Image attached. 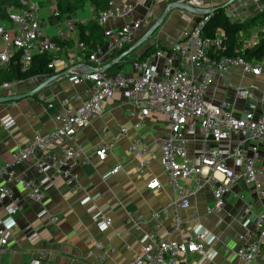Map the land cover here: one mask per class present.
I'll return each instance as SVG.
<instances>
[{
  "label": "built area",
  "instance_id": "1",
  "mask_svg": "<svg viewBox=\"0 0 264 264\" xmlns=\"http://www.w3.org/2000/svg\"><path fill=\"white\" fill-rule=\"evenodd\" d=\"M148 1L111 0L108 8L99 12L97 20L104 27V42L95 43L91 48L88 60L94 63L91 66L94 70H85L79 63L64 71L74 85H83L77 96L79 105L67 107L63 114L56 115L57 126L53 132L36 133L13 152L11 161L0 164V206L5 208L10 219L17 216L22 209V198L13 186L22 185L26 195L38 203L37 214L41 221L57 222L59 217L46 207V192L59 176L72 179L75 161L83 156L81 149L63 147V144L74 140L79 130L101 117L105 101L123 91L133 107L130 115L136 118L133 123L136 130L143 127L150 115H164L168 123L160 150L166 182L175 191L169 206L176 212L175 233L144 237L140 252L130 264H187L192 252L201 254L203 259L215 257L216 251L209 244L214 234L205 226L185 233L183 219L178 213L180 208H189L191 199L206 185L211 186L214 195L209 213L220 214L230 196L243 202L244 214L238 216V222L245 230L238 233L236 255L242 264H264V115H257L256 108L250 103L238 112V104L254 96L258 86L230 84L232 96L219 103L207 98L214 76L230 67H241L243 77L261 75L264 55L258 61L242 56H220L226 47L223 33L203 37L201 31L210 14L205 10L212 13L214 1L181 0L187 6L203 10L202 19L190 31L185 32L180 40L166 46L157 44L144 58L135 59L133 67L137 76L104 72L103 59L128 47L153 12L154 4ZM138 7L145 9L144 15H137ZM6 14L4 20L0 19V67L8 66L17 53H20L23 69L29 67L37 54L54 55L49 68H56L62 62L59 53L63 48L44 31L40 8L34 0L10 3ZM54 16H60V12L56 10ZM116 19H121V24L106 26ZM67 34L78 35L75 21L67 20L55 36L65 39ZM257 42L258 39L249 46ZM77 44L82 51L89 48L79 39ZM19 81H5L0 88L13 89ZM261 100L264 101V93ZM14 124L12 120L7 121V127ZM127 131V127H121L122 134ZM140 145V139H135L129 148L130 153L149 154L150 146ZM110 149L111 146L104 144L95 154L104 160ZM30 159L34 160L36 172L23 178L15 167ZM146 162L144 160L141 167ZM120 168L115 167L111 174ZM37 174L43 177L38 179ZM187 180L192 182L190 186L184 184ZM161 186L158 178L147 185L152 189ZM246 190L253 191L256 200H249ZM94 222L99 231L105 232L112 226L113 218L104 209H99ZM222 222L219 219L216 225ZM14 229V225L0 217V250L9 245ZM33 229L31 223L25 227L27 232ZM101 246L97 243V247ZM21 264L45 263L40 257H34Z\"/></svg>",
  "mask_w": 264,
  "mask_h": 264
},
{
  "label": "crops",
  "instance_id": "2",
  "mask_svg": "<svg viewBox=\"0 0 264 264\" xmlns=\"http://www.w3.org/2000/svg\"><path fill=\"white\" fill-rule=\"evenodd\" d=\"M122 1L137 0H118ZM213 1L215 7L229 3L226 11L234 21L247 20L264 10V0L258 3L254 0ZM148 2L154 4V10L136 33L134 41L124 50L103 59L105 67L127 53L121 61L115 63H119V66H111L107 70L109 74L118 71L125 76H137L138 73L133 67L135 59L140 58L153 45L166 46L180 40L185 32L190 31L202 19L203 10L181 7V0ZM138 8L140 15H137H144L145 9ZM91 10L95 11L92 18L97 20L98 12L94 7ZM80 11L81 16L68 13L56 19L47 8L40 7L44 31L54 37L67 20L83 24L92 20L87 17L83 8ZM165 12V18L185 14L188 17L178 29L179 32L176 29L175 32L171 30L170 34L159 35L156 34V29L149 34ZM260 21L261 24H258ZM121 22V19L111 20L106 26H118ZM6 24L10 25V22ZM178 25L175 27L178 28ZM260 38H264V19L241 32L243 47ZM65 39L73 44L63 48L62 62L56 66L55 74L20 80L13 89L0 88V96L28 93L54 77L32 96L0 103V164L11 161L13 152L24 146L36 133L45 135L53 132L57 126L56 115L63 114L67 107L79 105L77 96L83 85H74L64 75V69L82 63L85 70H89V66L94 63L81 54L82 50L77 44L78 35L67 34ZM230 84L257 85L258 90L254 96L238 104V112L250 103L256 108L257 115H264V101L261 100V94L264 93V71L259 76L243 77L241 67H230L214 76L207 98L219 103L232 96ZM132 108L125 93L116 92L105 101L101 117L79 130L74 140H67L63 144V147L74 146L81 149L83 156L75 161L72 179L59 176L46 192V207L59 217L57 222H42L37 214L38 203L26 195L22 185L13 186L16 193L21 195L22 209L17 216L10 219L5 208L0 206V217L7 220L9 225L15 226L9 245L0 250V262L21 264L40 257L45 264H130L140 252L144 237L160 236L166 232L175 233L176 212L169 206L175 197V191L166 182L160 150L168 131V123L164 115H150L143 127L136 130L133 127L136 118L130 115ZM8 120L15 124L7 127ZM121 127L128 128L126 134L121 133ZM135 139H140L141 147L150 146L149 154L130 153L129 148ZM104 144L111 146V149L106 159L101 160L95 151ZM57 152L61 154L60 149ZM144 160L147 161L146 165L141 167ZM117 166L121 167L119 171L111 174V170ZM15 170L23 178L35 174L34 160L23 162ZM42 177L43 175L37 174L38 179ZM155 178L162 182V186L155 189L147 187ZM184 184L190 186L192 182L187 180ZM240 186L244 188L242 183ZM246 192L249 200H256L253 191ZM191 200L192 205L189 208L178 210L183 219V231L188 234L203 226L207 227L214 234L209 244L216 251V255L214 258L203 259L201 254L192 252L187 264H242L236 255V248L238 233L245 230L238 222V216L244 214L243 202L230 196L220 214L209 213L208 208L214 202L210 185H206ZM99 209H104L113 218L112 226L105 232L99 231L94 222V215ZM219 219L223 222L218 226L216 223ZM29 223L33 224L34 229L27 232L25 227ZM97 243L102 246L97 247Z\"/></svg>",
  "mask_w": 264,
  "mask_h": 264
},
{
  "label": "trees",
  "instance_id": "3",
  "mask_svg": "<svg viewBox=\"0 0 264 264\" xmlns=\"http://www.w3.org/2000/svg\"><path fill=\"white\" fill-rule=\"evenodd\" d=\"M19 0H0V19L7 17L6 7L10 3H18ZM93 5L96 12H99L108 8L111 0H88ZM57 10L62 14L73 13L76 9L82 8L87 0H56ZM57 17V18H58ZM62 18V17H61ZM98 18V17H97ZM264 19V10L257 15L244 21H234L227 14L226 8L221 6L215 7L212 13L209 14L208 20L205 21L201 31L203 37H215L221 31L224 37L225 49L221 52L220 56H242L250 61H258L264 55V38L258 39V42L252 46L243 47V40L241 39V32L257 21ZM77 23L78 39L84 41L89 48L81 51L88 59L91 52V48L95 43L104 42V28L98 23V20L94 19L83 24L79 21ZM53 39L62 47H67L73 42L66 39H60L59 37H53ZM155 46L153 45L148 49L140 59L144 58ZM124 50V49H123ZM63 51V50H62ZM63 52L59 53L60 56ZM62 57V56H61ZM54 58L51 53L37 54L34 56L31 64L27 69H23V64L20 61V53L14 55L11 59V63L6 67H0V85L5 81H18L26 80L38 75H53L55 74V68H49L50 61ZM116 64L112 65V68ZM119 66V63L116 65ZM111 68V69H112ZM65 70V69H64ZM118 72V71H116Z\"/></svg>",
  "mask_w": 264,
  "mask_h": 264
},
{
  "label": "rangeland",
  "instance_id": "4",
  "mask_svg": "<svg viewBox=\"0 0 264 264\" xmlns=\"http://www.w3.org/2000/svg\"><path fill=\"white\" fill-rule=\"evenodd\" d=\"M34 1L38 4L39 8L40 7L41 8L42 7L43 8H47L48 11H50V15H52L54 18H56V16H54V13L56 12L58 6H57V3H55V0H34ZM88 2L89 1L87 0V2L85 3V5L82 8L86 12L87 17H89L91 19L93 17V15L95 16V14H94L95 11L91 10L93 8V5H91L90 2L89 3ZM138 9L139 8H137L136 12H137L138 15H140L139 12H138ZM81 13L82 12L78 8L72 14L74 16H81ZM61 17H64V13L62 14ZM61 17H58V18H61ZM187 17H188L187 14L181 15V16L180 15H175V16H173V15L171 16L170 15L169 17H166L164 19L165 22L163 21L164 23L162 22L161 26L157 29L156 34H158V33H159V35L160 34L163 35L165 33L170 34L171 30H173V32H175L176 29H177V32H179L178 29L182 27L181 25L186 21ZM94 19L95 18H92V20H94ZM177 24H179L178 28L175 27ZM258 24H261V21ZM172 35L175 36L174 34H172ZM246 194H247V196L249 198L248 192H246Z\"/></svg>",
  "mask_w": 264,
  "mask_h": 264
},
{
  "label": "water",
  "instance_id": "5",
  "mask_svg": "<svg viewBox=\"0 0 264 264\" xmlns=\"http://www.w3.org/2000/svg\"><path fill=\"white\" fill-rule=\"evenodd\" d=\"M179 6L181 7H185L187 9H192L194 10V7L191 6H187L185 4H183L182 2H179ZM227 6H229V3L223 4L221 5V7L226 8ZM215 9V8H214ZM212 9V10H214ZM206 13H211V10L207 9L205 10ZM167 12H165L160 19L157 21V23L152 27V29L149 31V34L154 32L156 29H158V27H160L162 21L164 20L165 16H166ZM127 53H124L123 55H121L120 57H118L117 59H115L112 63L108 64L107 66L103 67V71L107 72V70L114 65L115 63L121 61V59L126 56ZM94 69L89 66V71H93ZM54 79V77L49 78L47 81H45L44 83H42L39 87H37L35 90L30 91L28 93H23V94H17V95H7V96H0V103L2 102H8V101H14V100H19L28 96H32L35 93H37L39 90L43 89L50 81H52Z\"/></svg>",
  "mask_w": 264,
  "mask_h": 264
}]
</instances>
